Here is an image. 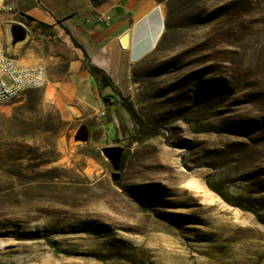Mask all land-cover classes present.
I'll list each match as a JSON object with an SVG mask.
<instances>
[{"label":"rangeland","instance_id":"rangeland-1","mask_svg":"<svg viewBox=\"0 0 264 264\" xmlns=\"http://www.w3.org/2000/svg\"><path fill=\"white\" fill-rule=\"evenodd\" d=\"M158 1L164 37L121 92L68 104L46 81L1 106L0 264H264V0Z\"/></svg>","mask_w":264,"mask_h":264},{"label":"crops","instance_id":"crops-1","mask_svg":"<svg viewBox=\"0 0 264 264\" xmlns=\"http://www.w3.org/2000/svg\"><path fill=\"white\" fill-rule=\"evenodd\" d=\"M12 2L14 10L0 14V26L6 29L11 23L21 24L27 37L11 53L20 64L45 65L47 87L59 89V98L68 104L87 103L85 95L98 89L83 66L85 54L108 76L110 85L104 88L121 92L131 84L135 64L156 48L164 32L165 6L158 0ZM37 22L51 26L52 33L43 31ZM5 42L8 46V37Z\"/></svg>","mask_w":264,"mask_h":264},{"label":"built area","instance_id":"built-area-1","mask_svg":"<svg viewBox=\"0 0 264 264\" xmlns=\"http://www.w3.org/2000/svg\"><path fill=\"white\" fill-rule=\"evenodd\" d=\"M13 10L12 0H0V14ZM6 37H8L6 29L0 26V108L24 92L42 87L47 81L46 66L40 63L31 65L18 63L9 51L5 42Z\"/></svg>","mask_w":264,"mask_h":264},{"label":"trees","instance_id":"trees-1","mask_svg":"<svg viewBox=\"0 0 264 264\" xmlns=\"http://www.w3.org/2000/svg\"><path fill=\"white\" fill-rule=\"evenodd\" d=\"M37 26H39L45 32L52 33L51 26H49L47 24H44L42 22H37ZM164 34L165 33L163 32L161 38L164 37ZM70 37H71V41L73 42L74 45L82 48V46L72 36H70ZM83 66L85 69H87V71L90 73V75L93 77V79L97 82V86L99 89L102 87L110 85L109 78L106 75V73L102 69L98 68L97 66L92 65L89 62V59H88L86 54L84 56ZM125 108H126L127 112L129 113L130 117L132 118L133 122H134L135 139H137V140L146 139V138H148V137H150L156 133L155 127L148 126L145 123H143L141 120H137L135 118L134 111L129 105H125ZM206 185L211 191L216 193L227 204H229L233 207H236L240 210L250 211V212L256 213V209L254 208V206L251 203H249L247 200H243V199H240L238 197L228 196L227 194H225L221 190L220 185L217 184L216 182L210 181L209 179H207Z\"/></svg>","mask_w":264,"mask_h":264},{"label":"water","instance_id":"water-1","mask_svg":"<svg viewBox=\"0 0 264 264\" xmlns=\"http://www.w3.org/2000/svg\"><path fill=\"white\" fill-rule=\"evenodd\" d=\"M6 31H7V36L9 38L8 48L9 51L12 52L16 44L26 39L27 30L21 24L11 23L7 26ZM126 37H127L126 33L122 35L121 43L123 46H125ZM73 107L77 109L75 106ZM74 138L75 140H79V141H87L89 138L88 128L84 124H81L78 127ZM100 151L101 154L110 162L114 170L111 175L112 179L117 180L119 177L117 170L119 169L120 166V159L123 148L121 146H104L100 149Z\"/></svg>","mask_w":264,"mask_h":264}]
</instances>
